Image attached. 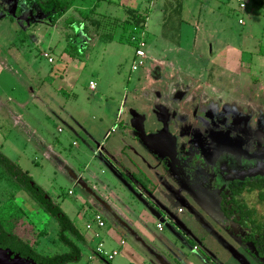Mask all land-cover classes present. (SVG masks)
Returning a JSON list of instances; mask_svg holds the SVG:
<instances>
[{"label": "rangeland", "instance_id": "374dc122", "mask_svg": "<svg viewBox=\"0 0 264 264\" xmlns=\"http://www.w3.org/2000/svg\"><path fill=\"white\" fill-rule=\"evenodd\" d=\"M58 1L67 8L52 0H0V151L49 193L82 234L88 208L95 206L86 191L72 186L63 161L76 175L87 164L101 184L87 180L99 190L112 183V171L124 203L113 198L115 205L124 209L125 204L141 203L146 209L142 223L159 236L153 238L155 243L166 241L167 251L173 250L167 249L171 245L189 260L201 256L209 264H263L211 199L208 158L220 152L218 144L225 137L221 133H228L247 158L264 156V0H242L243 9L237 0L196 5L184 0L180 39L172 35V24L163 29L166 38H160L161 18L152 10L144 64L136 70L135 45L117 41L119 19L94 18L97 0ZM108 5L112 11V1L100 8ZM144 32L131 38H142ZM158 39L168 51L160 48ZM179 45L183 50L175 48ZM163 135L172 142L163 152L171 156L160 155L150 144ZM116 143L118 166L112 167V161L101 166L98 159L103 155L94 153L97 145L105 152L110 148L112 160ZM47 151L50 159L44 155ZM140 172L147 175L148 188L134 177ZM242 198L259 212L264 209L256 193ZM16 208L25 215L13 222L15 233L38 252L66 250L57 240V222L0 169V214L11 219L8 215ZM160 221L161 230L155 226ZM160 236L162 241L156 242ZM115 238L112 243L104 237L105 245L116 246L119 235ZM148 240L143 238L145 247L134 242L145 255L156 251ZM127 243L132 245L128 237ZM197 245L201 247L194 249ZM82 250V259L71 264H93ZM125 250L110 264H135ZM173 252L164 255L168 260L180 255Z\"/></svg>", "mask_w": 264, "mask_h": 264}, {"label": "crops", "instance_id": "0c3cea01", "mask_svg": "<svg viewBox=\"0 0 264 264\" xmlns=\"http://www.w3.org/2000/svg\"><path fill=\"white\" fill-rule=\"evenodd\" d=\"M111 2L112 1V11L109 10V5L107 6V8H100L101 4L104 2ZM194 5H196V3L198 2H206L208 3L209 0H193ZM181 3V7H180V14L178 19L180 18V22L177 21V17L175 14H173V9L176 5L175 0H99L98 1V5L95 4V8L93 10L94 14V18H100L103 16H107V17H114L116 19L119 20H125L127 18V14L126 11L128 9H137L139 12L144 13L145 15V28H144V33H143V40L145 41V34L146 31L148 30V25H149V16L150 13L152 12V10H156L161 18V22H159L161 24L162 30L160 31V38L165 39L166 35L163 33V29L164 26H168L166 25L168 22H171L174 26H175V30L173 31L172 35L175 36H180L179 39L182 36V32H181V26L183 25V22L185 21V18L183 16V14H185L186 9H185V4H184V0H180ZM190 10V7L188 5V11ZM112 12V13H111ZM171 17H168L170 16ZM169 20V21H168ZM177 28V29H176ZM167 33V32H166ZM163 34V35H162ZM159 41V46L160 48H163L164 52L168 51L166 44H161V40H157ZM180 44V42H179ZM177 50H183V47H181V45L175 47ZM161 49V51H163ZM185 51V50H184ZM188 54V51H185ZM190 55L193 54V52L189 51ZM194 55V54H193ZM159 56V55H158ZM159 58V57H158ZM160 59V58H159ZM0 64H4V60H2L0 62ZM5 67H7L6 65H4ZM159 67V66H158ZM158 70V69H157ZM160 71V70H159ZM158 71V73H159ZM90 82V81H89ZM89 84V83H88ZM95 88V87H94ZM2 106V105H1ZM6 112L10 113L12 119L17 122L20 121L21 123V118H19V115H17V113H13L8 107L5 108ZM21 117V116H20ZM18 123V122H17ZM123 134H118L119 137V141L125 145H127L124 141L120 140V137H122ZM41 143L40 145L43 146L45 149L48 148L51 152H55L50 145H45L46 143L43 142L42 140H40ZM118 144L116 143V145L112 144V160H111V156L108 154H111V149L108 148V151H103L101 148V145H97L96 150L94 153H98L101 155H103V157L101 159H98L99 162L101 163V166H103V162L106 161H112V167H116L118 165H116L115 163V158H116V151L119 149V146H117ZM125 148H122V153L124 152ZM96 154V155H98ZM46 156V158L50 159V156L48 154V151L45 152L44 154ZM62 158L60 157V160ZM64 164V168L66 169L65 171L67 172L66 177L69 175V177H71L72 179V186H76L78 187L81 191H86L89 196L92 197V203L93 206H95L94 209H90L88 208V210L90 211L87 221L85 222V225L91 220L93 213L98 212L100 214L103 215L104 219H105V228L102 229L100 231V235L99 237H94L93 232H89V231H85V233H83L85 239H86V245H84L82 247V249L84 248V251L86 252V258L87 260H89L91 263L93 264H101V259H99L98 257H95L93 255V251L95 248V245L99 242H101L103 244V247L105 250L109 251L111 249H117L119 248V253L117 254V256L120 254L121 249L123 247L126 246V250L125 253L128 252V255L131 256L135 262V264H209L208 260H205L203 257L201 256H194L191 260H189L188 256L185 254H183L180 250H178L176 247L174 248V246L169 245L167 247V249H175V251L180 254L178 256H176L177 258H172V259H167V257L164 255V253H172L173 250H169L167 251L164 248V245L166 244V241H162V236H160V238L158 240H156V242H161V244H157L155 243V239H153L154 237H159L158 235L154 234L151 231H148L146 225H144L142 222L144 221V217H145V210L144 206L141 203H136V202H132L133 205L131 204H125L124 205V209L123 208H118L115 205V200H112L113 198L118 199L119 201H122L123 203V196H121V192L118 190V187H115V184L118 183V181L115 179L114 176H112V171H111V178H112V183L110 184H102L100 185V190L97 189L96 186L94 185H99L101 184V182L93 175L91 174V172L88 169L87 164H85L84 169L80 170L82 173L81 175H76L77 173L72 169V166H70L66 161H63ZM71 168V170L73 171H68ZM88 169V170H87ZM78 171V170H76ZM104 171L101 169V173H103ZM87 173V176H84L83 174ZM86 177V179L84 178ZM91 178L92 180H96L94 185L89 184L87 178ZM82 180L85 184H86V188H83L81 186H79L78 181ZM120 183V182H119ZM112 184V187H110V185ZM69 188L67 190V194L68 191L71 190L72 193L68 194V195H73V188ZM107 191V192H106ZM104 192V193H103ZM133 194H135L134 191H132ZM139 193V197L144 196L142 194L141 191H138ZM125 193V192H124ZM124 193H122V195H124ZM93 194L100 198V202L97 201L95 199V197L93 196ZM136 195V194H135ZM151 199H153V195H150ZM86 197V195H85ZM147 198V197H146ZM124 204V203H123ZM108 223H110V225H108ZM161 224V229H162V222H159ZM123 224L127 225L130 229V231H128L125 227H123ZM157 224V223H156ZM155 224V226H156ZM158 229V228H157ZM160 229V230H161ZM116 235H119V239H118V243L116 246H110L107 247L105 244V238H108L109 240H112V243L115 241V237ZM122 235V236H121ZM127 237L131 240V246L129 245L128 247V243H127ZM149 238V242H154V248H156V251H150L149 255H145V252L143 250H141V245L143 247H145L143 238ZM123 239L125 240V245L122 247H119V240ZM108 241V240H106ZM135 243L139 244L140 246H136ZM152 245V244H151ZM172 247V248H171ZM201 246H193V248H200ZM130 249V251H129ZM174 253V252H173ZM172 253V254H173ZM82 254H83V250H82ZM115 256V257H117ZM114 257V258H115ZM112 261V260H111ZM110 261V262H111Z\"/></svg>", "mask_w": 264, "mask_h": 264}, {"label": "trees", "instance_id": "16d2710c", "mask_svg": "<svg viewBox=\"0 0 264 264\" xmlns=\"http://www.w3.org/2000/svg\"><path fill=\"white\" fill-rule=\"evenodd\" d=\"M52 1L62 8V10L68 6L66 2H59L58 0ZM98 1L95 4L98 5ZM175 2L176 5L172 13L176 15L177 21L180 22V18L178 19V17L181 3L180 0H175ZM126 14L127 18L125 20H119L118 22L121 27V32L117 41L120 43H132L137 47L136 42L130 38L133 33H139L144 29L146 21L145 15L137 9H128ZM60 15L58 13L56 17ZM168 17H171V15ZM168 23L169 25L164 26V28L171 26L172 23ZM95 25L98 26V22H95ZM137 37H140V35ZM71 48L75 50L72 44ZM0 169L4 171L6 176L14 184L26 192L44 213L57 222V240L65 246L66 250L60 253L41 255L35 249L34 245L24 241L21 236L15 233L13 230V222L23 218L25 215L19 208L10 212L8 217L11 215L13 217L11 219L2 217L0 214V239L10 241L20 249L29 251L36 260H40L44 264H71L79 262L83 257L82 247L87 243L84 235L78 230L69 215L49 196L46 190L33 180L27 171L23 170L18 163L10 160L1 151ZM135 176L144 187L148 188L150 181L146 175L140 172V175ZM153 187H155V183H152L150 190L153 191ZM230 188V195H226L224 192L225 189L218 190L214 193V196L220 197L219 209L226 219H229L238 229H241L242 233L240 234H242L243 241L252 246L256 254L263 259L264 264V214L259 215L254 207L239 198L244 192H256L258 193L260 202L264 204V170L257 176L231 183ZM101 264H110V261L101 259Z\"/></svg>", "mask_w": 264, "mask_h": 264}, {"label": "flooded vegetation", "instance_id": "af4514ba", "mask_svg": "<svg viewBox=\"0 0 264 264\" xmlns=\"http://www.w3.org/2000/svg\"><path fill=\"white\" fill-rule=\"evenodd\" d=\"M158 78V77H157ZM162 134H166V133H162ZM167 134H170V133H167ZM221 134H224L225 137H224V140H220L219 141V144H218V147L220 148V152L218 151V153L216 154H213L211 156H209L208 158V162H209V166H208V169H209V174L211 176V182H210V191H211V199L216 202L218 204V208H219V201H220V197L219 196H214V193L218 190H221V189H225L224 192L226 193V195H230L231 194V188H230V184L233 183V182H236V181H243L247 178H250V177H253V176H257L259 173H261L263 170H264V156H259V154H255L251 159L247 158L246 155L244 154L243 150L238 146V144H236L235 140L231 139L229 136H228V133H221ZM172 142H170V139L168 138V136L166 135H163L162 137H156L155 139H151L150 140V144L151 146L155 149L156 152H158L160 155H164V154H167V156H171L170 154H168L167 152H163L164 150H167L168 149V146L171 145ZM225 155L227 156H232V157H239L242 159V161L248 163V162H252V161H255L254 165H252V168L251 169H257V172L258 174H252V175H248L246 177H242V178H236L235 176L232 177V179L230 180H227L226 183L224 184H221L220 186H217V184H220L219 183H215V172L213 170V167H214V163L221 157H224ZM246 157V158H245ZM175 159V158H174ZM175 161L178 163H182V161H180L179 159H175ZM254 167V168H253ZM227 168V167H226ZM222 170H225V167H222ZM141 171V170H140ZM236 170L234 169L233 173L235 172ZM222 172V176L224 175V172ZM144 174V172H142ZM137 175V174H135ZM134 175V177L136 178V176ZM146 175V174H144ZM188 177H190V179L194 180V177L191 175V174H187ZM147 177V175H146ZM187 177V178H188ZM231 178V177H230ZM188 179H186L187 181ZM222 183V182H221ZM169 186V185H168ZM249 193H256V192H244L240 195V199H242L243 201H245L242 197L244 194H249ZM151 195V194H150ZM198 195V194H196ZM257 195V201L258 203L262 204L263 207H264V204L263 202H260L259 198H258V193H256ZM198 197H201L200 195H198ZM202 198V197H201ZM228 200V199H227ZM206 201V200H205ZM206 202H211L210 201H206ZM246 202V201H245ZM247 203V202H246ZM248 204V203H247ZM249 205V204H248ZM251 206V205H250ZM253 207V206H252ZM255 208V207H254ZM256 209V208H255ZM220 210V209H219ZM257 213L259 215L261 214H264V209L262 211H258L256 209ZM221 212V211H220ZM223 215V214H222ZM224 217V216H223ZM225 218V217H224ZM225 220L227 221L228 224H231L233 226H235V228L237 229V232H238V235H239V238L242 242L243 239H242V231L241 229H238V227H236V225L231 222L229 219H226ZM30 221H28L29 223ZM240 230V231H239ZM24 241H26L25 239H23ZM245 244H248L254 255L258 257V259L260 261H262L263 259L260 258L256 252L253 250L252 246L249 244V243H246L244 242ZM41 255H47L46 253H41ZM33 254H31L29 251L27 250H24V249H20L18 246H16L15 244L11 243L10 241H7V240H3V239H0V257L3 258L4 260V263L3 264H29L30 261H33L35 264H44L42 261L40 260H36L33 256ZM31 264V263H30Z\"/></svg>", "mask_w": 264, "mask_h": 264}, {"label": "built area", "instance_id": "2783aa9c", "mask_svg": "<svg viewBox=\"0 0 264 264\" xmlns=\"http://www.w3.org/2000/svg\"><path fill=\"white\" fill-rule=\"evenodd\" d=\"M238 6L240 9H243L245 7V3L242 0H237ZM239 22H242L239 20ZM132 41L136 42L137 47L135 48L134 53V60L132 63V70H136L138 66H141L144 64V58H145V52L143 51V47H145V41L143 38L133 36L131 38ZM48 61L52 62V58L48 57ZM89 88L94 89L95 83L93 81L89 82ZM72 191L69 190L68 194H71ZM123 227H125L128 231H130L129 227L125 224H123ZM105 228V219L102 214L95 212L92 215L91 220L85 225L86 231L93 232L94 237H99L100 231ZM156 228L159 230L161 229V224L158 222L156 224ZM125 245V240L120 239L119 240V247H122ZM119 253V248L117 249H111L109 251L105 250L103 247V244L101 242L97 243L95 245L93 255L95 257H98L99 259H104L106 261H111L114 259L115 256Z\"/></svg>", "mask_w": 264, "mask_h": 264}, {"label": "water", "instance_id": "95a60500", "mask_svg": "<svg viewBox=\"0 0 264 264\" xmlns=\"http://www.w3.org/2000/svg\"><path fill=\"white\" fill-rule=\"evenodd\" d=\"M255 161L252 162H244L242 161L241 158L239 157H232V156H227L225 155L224 157L219 158L215 163H214V167L213 170L215 172V183H219L217 184V186H220L221 184L226 183L227 180L232 179V177H236V178H242V177H246L248 175H252L254 174H258L257 169H251L252 165H254ZM222 167H225V170H222ZM227 167V168H226ZM254 168V167H253ZM234 169L236 170L233 173ZM224 172V175L222 176V172ZM231 177V178H230ZM222 182V183H221ZM79 186L86 188V184L82 181L79 180L78 181ZM93 196L95 197V199L97 201H101L100 198L96 197L94 194ZM4 259L0 257V264H3ZM35 264L33 261H30L29 264Z\"/></svg>", "mask_w": 264, "mask_h": 264}]
</instances>
